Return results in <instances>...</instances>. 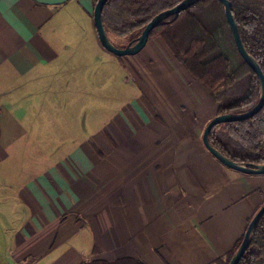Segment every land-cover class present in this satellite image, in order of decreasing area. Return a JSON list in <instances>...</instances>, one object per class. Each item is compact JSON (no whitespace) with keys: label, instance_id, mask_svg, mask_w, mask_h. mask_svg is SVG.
Wrapping results in <instances>:
<instances>
[{"label":"crops","instance_id":"1","mask_svg":"<svg viewBox=\"0 0 264 264\" xmlns=\"http://www.w3.org/2000/svg\"><path fill=\"white\" fill-rule=\"evenodd\" d=\"M94 8L0 0V264H229L264 175L206 149L219 103L161 38L117 57Z\"/></svg>","mask_w":264,"mask_h":264},{"label":"trees","instance_id":"2","mask_svg":"<svg viewBox=\"0 0 264 264\" xmlns=\"http://www.w3.org/2000/svg\"><path fill=\"white\" fill-rule=\"evenodd\" d=\"M93 1L96 4L98 0ZM181 1L109 0L102 20L109 37L133 42L154 17ZM229 1L243 44L264 73V0ZM156 35L192 79L214 96L219 103L218 115L243 113L258 103L261 95L259 79L240 56L219 0H201L177 18L171 17L159 25L150 39ZM210 142L237 163L264 165V108L245 121L216 126L210 134ZM90 264L144 263L126 258ZM239 264H264V216L257 223L251 244Z\"/></svg>","mask_w":264,"mask_h":264},{"label":"water","instance_id":"3","mask_svg":"<svg viewBox=\"0 0 264 264\" xmlns=\"http://www.w3.org/2000/svg\"><path fill=\"white\" fill-rule=\"evenodd\" d=\"M109 0H98L95 4L93 19L94 24L97 30V34L100 40L101 45L108 52L112 53L117 57H127V56H135L139 54L147 45L151 33L159 27L163 22L167 21L169 18L174 17L177 18L182 12L186 11L194 4L200 2L201 0H183L176 6L171 9L165 10L158 14L156 17L152 19V21L144 28L140 36L134 40L133 42H129V44L125 48L116 47L110 37L107 34L105 29L102 14L104 8ZM225 9V15L227 22L229 24L230 30L232 32L233 38L235 40V44L240 56L243 58L245 63L251 68V70L256 74L259 79L261 85V95L258 103L249 111L239 113V114H222L216 116L205 128L203 134V144L206 149L225 167L235 170L237 172L247 174V175H264V165H248V164H240L237 163L216 148H214L210 142V134L212 130L220 125L229 122H237V121H245L256 116L263 108H264V73L261 66L258 62L248 53L246 50L240 32L238 24L232 13V5L229 0H219ZM264 216V205L257 211V213L253 216L252 220L249 223L247 231L244 235V238L239 245L237 251L231 258L229 264H239L243 256L245 255L247 249L249 248L252 241V234L256 228L257 223Z\"/></svg>","mask_w":264,"mask_h":264},{"label":"rangeland","instance_id":"4","mask_svg":"<svg viewBox=\"0 0 264 264\" xmlns=\"http://www.w3.org/2000/svg\"><path fill=\"white\" fill-rule=\"evenodd\" d=\"M155 38L160 39V37L157 36V35H156L153 39H155ZM110 40L112 41V43H113L114 45H116V46H117V44L120 45L121 48H122V47L125 48V47L129 44L128 41H127V45L125 44V43H126V39H123V40H125V41H120V40H122V39L117 38V37H115V36H110Z\"/></svg>","mask_w":264,"mask_h":264}]
</instances>
